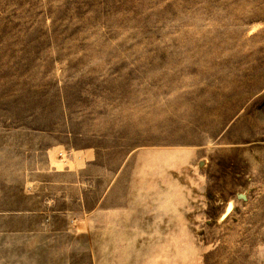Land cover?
<instances>
[{
  "label": "rangeland",
  "instance_id": "374dc122",
  "mask_svg": "<svg viewBox=\"0 0 264 264\" xmlns=\"http://www.w3.org/2000/svg\"><path fill=\"white\" fill-rule=\"evenodd\" d=\"M0 264H264V0H0Z\"/></svg>",
  "mask_w": 264,
  "mask_h": 264
}]
</instances>
